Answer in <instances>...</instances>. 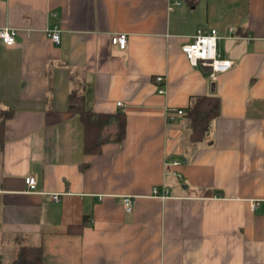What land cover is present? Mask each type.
Listing matches in <instances>:
<instances>
[{
    "label": "crops",
    "instance_id": "obj_1",
    "mask_svg": "<svg viewBox=\"0 0 264 264\" xmlns=\"http://www.w3.org/2000/svg\"><path fill=\"white\" fill-rule=\"evenodd\" d=\"M169 2L0 0V27L16 30L0 40V264L30 247L40 264H264V0ZM199 28L233 61L215 77L182 49ZM73 90L92 126L108 116L93 149ZM201 95L220 111L193 141Z\"/></svg>",
    "mask_w": 264,
    "mask_h": 264
},
{
    "label": "built area",
    "instance_id": "obj_2",
    "mask_svg": "<svg viewBox=\"0 0 264 264\" xmlns=\"http://www.w3.org/2000/svg\"><path fill=\"white\" fill-rule=\"evenodd\" d=\"M182 0H170L169 9H174L176 6L181 5ZM49 37L56 43L61 41L60 29L55 28L48 32ZM16 30L10 26L0 27V40L8 45L14 44L16 42ZM218 39L219 34L216 28H211L209 30H204L199 28L197 32L193 35V40L189 43L183 45L182 49L187 56V58L194 64H201L210 68L211 76L215 77L216 73L221 71H226L233 66V61L222 58L218 51ZM128 41V35L126 33L115 34L112 38L114 44H118L122 47L126 46ZM155 81L160 84L158 91L160 93L166 92L165 86L162 84L166 83V78L163 75L155 76ZM118 105H123L122 101L118 102ZM172 113L168 116L170 120L175 118L173 114L174 111L182 113V109L176 110L172 108L170 110ZM179 163L175 161V164ZM26 183L29 192H35L37 189V178L35 176H27ZM152 196L159 198L168 197V189L163 188L160 190L157 186L152 188ZM53 200H59L60 194L54 192L51 195ZM125 210L127 212H132L135 206V198L132 195H125L123 198ZM258 204H253V209L257 208Z\"/></svg>",
    "mask_w": 264,
    "mask_h": 264
},
{
    "label": "trees",
    "instance_id": "obj_3",
    "mask_svg": "<svg viewBox=\"0 0 264 264\" xmlns=\"http://www.w3.org/2000/svg\"><path fill=\"white\" fill-rule=\"evenodd\" d=\"M83 99L84 97L82 94L78 93L77 90H73L69 98V109L71 111L78 112L82 117L87 130V149H93L97 146L96 140L98 139L101 129V125H99V123H103V121L108 118V116H102L103 118L101 117L97 124L92 126L91 117L93 112L85 108ZM219 111L220 100L218 96L201 95L194 97L193 102L188 107L187 113L192 127L191 138L193 141H201L205 138L211 121L219 115ZM120 121L122 129L121 131L123 132L125 129V119L122 118ZM41 260V248L30 247L22 251L20 264H40Z\"/></svg>",
    "mask_w": 264,
    "mask_h": 264
},
{
    "label": "rangeland",
    "instance_id": "obj_4",
    "mask_svg": "<svg viewBox=\"0 0 264 264\" xmlns=\"http://www.w3.org/2000/svg\"><path fill=\"white\" fill-rule=\"evenodd\" d=\"M218 48H219V44H218Z\"/></svg>",
    "mask_w": 264,
    "mask_h": 264
}]
</instances>
